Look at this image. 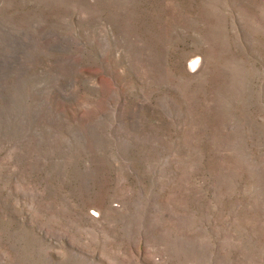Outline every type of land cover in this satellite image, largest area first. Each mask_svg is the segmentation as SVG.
<instances>
[{"label":"rangeland","instance_id":"obj_1","mask_svg":"<svg viewBox=\"0 0 264 264\" xmlns=\"http://www.w3.org/2000/svg\"><path fill=\"white\" fill-rule=\"evenodd\" d=\"M0 264H264V0H0Z\"/></svg>","mask_w":264,"mask_h":264},{"label":"bare ground","instance_id":"obj_2","mask_svg":"<svg viewBox=\"0 0 264 264\" xmlns=\"http://www.w3.org/2000/svg\"><path fill=\"white\" fill-rule=\"evenodd\" d=\"M191 64L192 66H194L196 63L194 62V60H191Z\"/></svg>","mask_w":264,"mask_h":264}]
</instances>
